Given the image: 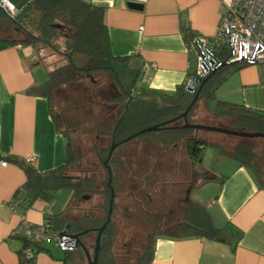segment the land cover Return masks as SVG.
<instances>
[{
  "label": "crops",
  "instance_id": "obj_1",
  "mask_svg": "<svg viewBox=\"0 0 264 264\" xmlns=\"http://www.w3.org/2000/svg\"><path fill=\"white\" fill-rule=\"evenodd\" d=\"M83 1L103 7L106 50L110 57L123 59L117 70L131 71L122 74L131 96L159 103L170 102L195 73L198 54L193 40L212 41L222 13L219 0ZM0 32L14 36L8 19L0 21ZM222 47L217 43L213 50ZM53 53L39 44L0 41V155L7 162L0 165V264H20L23 237L14 232L22 218L46 224V218L62 212L71 198L67 190L59 204L38 199L25 208L21 198H14L26 181L25 173L7 160L33 157L31 164L39 172L65 162L66 138L51 116L47 98L29 92L47 81L50 70L67 63L58 53L62 57L53 58ZM214 97L208 102L203 98L211 115L217 101L264 112V64L249 63L231 73L216 87ZM173 147L156 153L158 159L163 161V154ZM209 154L218 166L204 165L205 151L201 164L192 165L203 175L202 189L207 190L206 200L198 203L216 227L226 230V240L160 236L149 264H264V187L237 161L221 156L215 148ZM40 246L34 264H63L64 252L53 240Z\"/></svg>",
  "mask_w": 264,
  "mask_h": 264
},
{
  "label": "trees",
  "instance_id": "obj_2",
  "mask_svg": "<svg viewBox=\"0 0 264 264\" xmlns=\"http://www.w3.org/2000/svg\"><path fill=\"white\" fill-rule=\"evenodd\" d=\"M10 1L19 12L12 19L0 9V21L9 20L14 36L2 35L0 32V41L7 45L39 44L67 59L66 64L48 72V79L43 85L29 91L47 98L51 116L58 129H62L61 124L69 125L65 119V107L61 108L60 112L57 111L59 92L69 93L83 79L87 77L90 79V74L99 76L97 79L88 80L90 95L84 100V104L98 107V115L91 129L93 142L88 150L77 152L70 136L73 130L62 129L66 138L67 152L64 164L58 168L39 172L27 161L17 158L7 159L21 166L25 173V183L14 194L15 199H22L25 208L31 207L38 199L50 202L60 190L70 191L71 198L64 210L46 218V225L50 231H65L68 235L78 237L79 242L76 243L73 251H63V264H81L85 260L87 262L85 251L80 244L89 253L90 247L94 251L98 228L108 217L111 189L114 193L112 210L110 220L100 238L98 264H149L152 260L154 243L160 236L176 239L200 237L209 240H226V230L213 224L208 210L200 203L188 199L176 220H172L171 215L158 214L159 223L158 220H152L153 222L150 223L156 225L151 227L154 231L146 233L142 245L137 246L135 234L137 209L130 214L127 205H123L121 212H118L117 199L121 192L127 200L133 201L143 209V205L147 201L151 202V198L150 194L142 196L139 192L142 187L149 188V179L142 181L143 186L138 185L137 178L140 177L142 170L138 168L135 171L128 156L124 153L121 155L119 148L130 141L118 144L107 161L111 171L109 185V174L104 163L113 138L115 142H120L138 131L160 125L156 131L141 134L147 136L145 138L153 143L152 152L147 155L153 157V163L157 164L160 161L157 157L159 153L162 154L170 146L182 144L190 164L199 165L205 148L211 147L217 149L221 156L232 158L246 167L260 186L264 187V168L255 160L257 155L251 147L236 145L230 150L226 149L221 144L200 138L197 134L199 130L182 127L184 119L177 118L189 106L199 87L201 88L197 99L204 98L207 102L213 100L216 87L231 73L249 63L237 61L221 65L200 81L194 93L186 91L184 85L179 86L176 94L170 96L168 103L132 97L131 92L123 87L117 70L118 64L122 65L123 59L110 57L106 50L103 7L83 0ZM214 54L220 63H223L228 56L225 47L215 49ZM77 55L84 58L80 66L73 61V57ZM214 111L219 122H227V127L220 125L221 127L264 133L262 111L220 101H217ZM187 116L186 121L190 123ZM164 122L166 123L162 124ZM103 142H106V146L102 145ZM2 158L0 155L1 160ZM142 160L146 161V156L139 158V162ZM94 168H98V171ZM72 170H75L76 174H72ZM145 214L147 213L141 212V219L150 222V218ZM127 228L128 231H125ZM22 242L23 247L31 245L24 238ZM40 247V245L33 246L36 253ZM118 247L125 251L123 255L117 253ZM19 256L20 264H34V259H27L22 249Z\"/></svg>",
  "mask_w": 264,
  "mask_h": 264
},
{
  "label": "rangeland",
  "instance_id": "obj_3",
  "mask_svg": "<svg viewBox=\"0 0 264 264\" xmlns=\"http://www.w3.org/2000/svg\"><path fill=\"white\" fill-rule=\"evenodd\" d=\"M54 57H58L59 59V57L62 56L54 52L53 58ZM83 60L84 58L78 55L73 57L74 63L78 66L83 64ZM130 72L129 69L124 67H120V70H118L119 78L127 90L130 89L129 84L122 74H129ZM89 77L94 80L99 76L93 73L90 74ZM90 79L87 77L86 79H83L82 82H79L78 86L75 85L73 90L69 91V93L59 92L58 95L57 111L60 112L61 108L64 109L65 107V119L69 124H66V126L61 124V128L68 131L71 129L73 130L70 132V136L75 150L79 153L88 150L91 146L93 142V132L91 129L98 115V107L96 105L84 104V100L88 99L90 95V87L88 83V80ZM212 105L213 103L209 104L210 107H213ZM187 118L188 121L193 124L226 126L227 123L226 121L221 123L217 120L215 114L211 115L203 98L196 100L195 105ZM197 134L200 138L221 144L229 150L236 145H247L251 147L257 155L255 160L262 168H264V137H238L204 130H199ZM145 137L147 136H137L130 140V142L128 141V144H122L123 146L121 145L119 148L121 155L124 153L128 156L135 171H137L138 168L142 170L140 177L137 178V184L143 186L142 181L149 179V188L142 187L139 192V195L142 196L150 194L151 198V202L147 201L146 204L143 205V209H141L140 205L138 206L137 204H134L133 201L127 200L122 196L121 192L117 199L118 212H121V206L123 205H127L128 213L130 214L134 213L137 209V232L135 233L137 246L140 244L142 245L146 233L154 231L151 227H155L156 225L150 223L155 220H158L157 223H159V219L157 218L158 214L171 215V219L176 220L178 218L177 215L182 211L186 200L189 199L192 202H204L207 198V190L202 189L203 175H199L197 173V168H195V166L193 168L187 160L182 144H178L176 147H173L174 149L168 150L164 153L163 161H159L156 164L155 162L153 163V157L147 156L152 152L151 144L153 143ZM102 145L106 146V142H103ZM211 151V147L205 148L206 155L203 163L207 166L212 164V166L216 167L218 164L215 163L216 161H213L215 157H211V154H209ZM145 156L146 161L142 160V162H139V158L142 159V157ZM148 158L150 160H148ZM94 170L98 171V168H94ZM72 174H76L75 170H72ZM66 193L67 190H60L51 202L55 201L54 203L59 204L61 200H63V195L65 196ZM141 212L147 213L145 215L150 218V222L149 220L145 222L144 219H141ZM116 218H118V216ZM125 231H128V228ZM89 251V254L92 256L93 250L91 247L89 248ZM124 252L125 251L118 247L117 253L123 255ZM81 264H87L86 260L82 261Z\"/></svg>",
  "mask_w": 264,
  "mask_h": 264
},
{
  "label": "built area",
  "instance_id": "obj_4",
  "mask_svg": "<svg viewBox=\"0 0 264 264\" xmlns=\"http://www.w3.org/2000/svg\"><path fill=\"white\" fill-rule=\"evenodd\" d=\"M222 13L217 33L212 41L203 37L193 40L198 54V65L193 75L185 80V90L194 93L200 81L221 63L215 56L213 47L223 43L228 56L226 61H241L250 64H264V0H219ZM2 9L10 18L14 19L19 10L10 0H0ZM27 162H34L30 157ZM7 162L0 160V165ZM66 233V232H65ZM14 235L27 240L31 245L22 248L27 259H35L34 245H41L53 240L62 251H73L76 240L67 233L53 232L46 224L35 225L22 218Z\"/></svg>",
  "mask_w": 264,
  "mask_h": 264
},
{
  "label": "water",
  "instance_id": "obj_5",
  "mask_svg": "<svg viewBox=\"0 0 264 264\" xmlns=\"http://www.w3.org/2000/svg\"><path fill=\"white\" fill-rule=\"evenodd\" d=\"M129 6L134 7V8H141V5L136 4V3H129ZM233 62H237V61L227 62L225 60L219 66L215 67L214 71L216 69H218L221 65L229 64V63H233ZM200 88L201 87H199L198 90L195 92V95H194L192 101L190 102L189 106L186 108V110L181 115H179L177 117V118H180L181 117V118L184 119V124L182 125V127L192 128V129H195V130H204V131H209V132H216V133H220V134L231 135V136H238V137H247V138L264 137V133L236 131V130L228 129V128L221 127V126L187 123V121H186L187 113L190 110V108L194 105V103L196 102L197 97H198V92H199ZM165 123L166 122H164L162 124H165ZM159 127H160V125L150 126V127L146 128L144 130L138 131L137 133L128 136L127 138H125L124 140H122L120 142H115L114 141V138H113L112 143H111V146H110V149H109V152H108V157H107V159H106V161L104 163V165L106 166V168L108 170V174H109L108 185L110 184V181H111V171H110L109 166L107 165V161L109 160V158H110L113 150L115 149V147L118 144L123 143V142L130 141L134 137H136L138 135H141V134H143V133H145L147 131H156L157 129H159ZM113 196H114V193H113V190L111 189L110 206H109V211H108V217H107L106 221L103 223V225L100 228H98V232H97L96 239H95V247H94V251H93L92 256L89 254V252L87 251V249L82 244L79 243L80 246H82V248L85 251V255H86V258H87V264H98V250H99L100 238H101V235H102L103 230L105 229L107 223L110 220V214H111V210H112ZM61 234L64 235L66 233H65V231H62ZM70 236L72 238H74L76 240V242H79L77 235H70Z\"/></svg>",
  "mask_w": 264,
  "mask_h": 264
},
{
  "label": "flooded vegetation",
  "instance_id": "obj_6",
  "mask_svg": "<svg viewBox=\"0 0 264 264\" xmlns=\"http://www.w3.org/2000/svg\"><path fill=\"white\" fill-rule=\"evenodd\" d=\"M128 142V141H127ZM117 147V146H116Z\"/></svg>",
  "mask_w": 264,
  "mask_h": 264
}]
</instances>
